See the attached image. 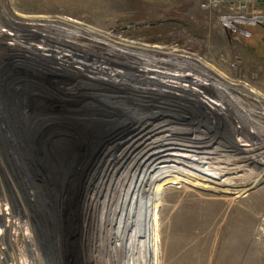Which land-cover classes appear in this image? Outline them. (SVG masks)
<instances>
[{"label": "rangeland", "instance_id": "obj_1", "mask_svg": "<svg viewBox=\"0 0 264 264\" xmlns=\"http://www.w3.org/2000/svg\"><path fill=\"white\" fill-rule=\"evenodd\" d=\"M206 1L0 0V198L22 205L20 212H12L9 235L1 238L0 248L5 250L0 251V264L89 263L93 255L86 242L91 234L85 218L89 180L112 152L136 137L147 123L160 122L181 127L196 139L207 136L212 150L209 156L194 158L203 161L195 164H206L205 171L212 169L208 172L221 180L172 172L163 175L147 197L144 218L140 212L134 231L128 229L126 234L129 239L135 230L143 232L142 258L136 262L138 255L128 246L125 264H264L260 164L264 148L253 149L264 136L257 133V124H245L231 108L221 116L210 112L196 96L195 81L141 89L140 78L131 73L111 75L103 70L96 74L110 81L91 82L81 73L61 70L60 61L19 51L21 44L37 50L46 46L59 53L74 52L82 60L101 58L96 61L101 64L111 56L99 55V45L89 47L91 39L129 41L126 49L137 53L183 55L190 63L184 68L188 78L214 90L217 85H238L239 94L234 86L228 88L243 100L239 106L246 109L247 100L263 111L258 100H264V20L259 18L264 0H249L251 9L245 13L257 15L259 22L236 24L234 29L224 23L228 11L206 9ZM205 73L209 80L202 79ZM88 75L95 74L92 70ZM53 95L61 98L59 104L52 102ZM68 101L76 103L71 108ZM77 107L86 110L78 114ZM70 116L93 122V139L99 146L81 179L77 174L66 179L71 156L67 155L68 140L75 142V138L65 135L63 123L51 120L56 117L63 122ZM58 178L59 185H51L57 180L50 179ZM129 207L135 216L136 200L131 199Z\"/></svg>", "mask_w": 264, "mask_h": 264}, {"label": "bare ground", "instance_id": "obj_2", "mask_svg": "<svg viewBox=\"0 0 264 264\" xmlns=\"http://www.w3.org/2000/svg\"><path fill=\"white\" fill-rule=\"evenodd\" d=\"M57 30L59 29L57 28ZM63 31H66L65 33L73 34V31H71V29H64ZM16 34H14L15 37L13 38L15 40L18 39V35ZM74 35L79 36L80 34L75 33ZM44 39L47 38L44 37ZM62 40L64 39L59 38L60 42H62ZM91 40L93 42L90 41L89 47L99 45L101 47V50L98 53L99 55L111 56H106V63H101L107 64V66L102 67L101 64H96V61L100 60L101 58L94 59V61L91 57V60L88 59L90 61L89 62L88 60H82L78 58L76 56L77 54H71L74 52L59 53L58 51H53L51 50L52 48L50 49L46 46H41L40 48L42 49H38L40 51L39 52L34 46H24L21 44L22 50L19 49V51L25 53H22L21 55H26L28 53L31 54L32 52H34V55L38 54V57L40 58L44 57L43 59H45L48 56V58L54 61H60L62 65L60 66L62 67L61 70H65L66 72L70 73H81L84 75V78L91 82H109V78L106 79L96 74V72L101 73L103 70L107 74L111 75L118 74L119 72L122 73L123 71L131 73L132 76L140 78L139 80L142 82L141 84H143L142 87H137L134 85L133 86L136 88L141 87V89H147L146 86L152 84H156L158 86L157 88L159 89H161V87L166 84L168 86H174L172 84H169L171 81L177 82L178 80H180L183 83H191L195 81L193 83L198 86H195V89L198 90L196 96L199 99L200 103L204 104L203 106H205L206 109L216 115L221 116L225 113L224 109L231 108L235 110V112H237V115L243 117V122L245 121V124H257V133L260 136H264V122L261 123L256 121L258 119L259 121H264V109L263 111L256 110L254 107H252V104L248 103L247 100L244 101L246 102V109L239 106V102L241 103L243 100L240 101V96L234 94L232 90L228 88L230 86L233 88L234 85H228V87L224 88V86L216 84L217 87L214 90L213 88L207 86V83L188 78L189 76L184 73V68L190 65V63L188 62V59H184L182 57L183 55L165 52L163 53L161 51V53H154L153 51H151L152 53H137L126 49V47L131 46L129 44V41L118 42L113 40L112 42H107L104 40V42L102 43L95 38ZM64 42L66 41H63L61 44H63ZM75 43H69L68 45L71 46ZM118 45H123L125 46V48H120ZM161 54L168 55V57L163 58ZM92 70L95 75H88V73ZM104 71L102 73H104ZM172 71L179 74L175 75L169 73ZM168 73L172 78L168 77ZM202 79L209 80L206 73L204 74V76H202ZM177 87L179 86L177 85ZM239 88L240 87L238 85L234 86V89L238 91V94L241 93V91H239ZM69 96H72L73 98L79 97L78 95ZM52 97V102L54 104H59V102H61L60 97L56 98L54 95ZM202 97H204V99ZM212 98L217 100L212 101ZM95 100L97 101V98ZM258 101L262 103V106L264 108V100ZM69 102L71 104H69ZM75 103L76 102L72 101L67 102V104L71 108V105H75ZM77 109V113L79 114L83 112L85 108L77 107ZM246 110L248 112H246ZM66 119L67 121H65L64 119V121L62 122L63 119L61 120L60 118L58 119L56 117H53L51 120H58V122H61V125L63 123V127L67 129L68 133H65V135H68L67 137H69V139L75 138V142L68 140L70 148L67 155L71 156L70 160L67 163V165H69L67 167L69 170H67L66 172V179L69 176H73L74 174H77V177L79 176L81 179L84 178L85 173L89 169L88 167L92 165L93 159H91V156L93 155V153L95 155V153H97L99 149L98 143H95L93 139V136H96V133L94 130L93 122H90L83 117L70 116ZM45 120L46 119H44V123ZM72 120H74L75 122H72ZM79 121L81 122L80 124H78ZM83 122H86L85 125H81L83 124ZM61 125H59V127ZM95 129L100 132L99 127ZM93 130L94 132H92ZM53 132H55V129ZM75 132H77V134H75ZM190 134L191 133H189L188 131H182L181 127L175 125L172 126L169 123H147L144 129L138 132L136 137L128 141L124 146L120 147L117 152H112V155H109L108 159L103 162V166L101 167V169L98 172H95L94 176L91 177V179L89 180V189L85 197V218L87 219L89 227L91 228V234L86 239V242L93 255H91L90 252L91 256H89V263L87 264H90V262L93 264H125L126 256L128 255V246H132L135 256L138 255L137 258H135L136 262L140 261L142 257L141 255H139V252L142 251L145 245L142 236L143 232H138L135 230V232H133L129 239L126 234L128 232V229H130V232H132V230L134 231V226H137L139 222L138 216L139 214L141 215L140 212H143L142 216L144 218V209L145 207H149V203H146L147 197L149 196L150 192L152 193L154 187L159 184L158 182L161 178H163V175L172 172L177 175H183L192 178H203V180L205 181L210 180L207 177L221 180L219 177H214L212 173L208 172L212 169H208V171H205L204 166L206 164H195L196 162L203 163V161H198L194 158L204 156L205 154L209 156L208 150L212 149L209 148L206 143L210 140H207V136H201L200 138L196 139ZM184 135H186V137H183ZM38 136L36 135V137L34 138V140L36 141V146L38 145ZM259 144L261 145L258 147H253V149L257 150L260 148H264V140H262V142ZM187 163H190V166L187 165ZM54 164L56 166V159L54 161ZM260 164L263 166V174L264 162H261ZM73 167H76L75 170H72ZM199 167H202L204 170L199 169ZM78 170L79 172H77ZM200 172L205 174L206 177ZM221 172L224 173V171ZM51 180H57V182L51 184L54 185V187H56V185H59V178L50 179V181ZM226 181L227 180L223 179V182ZM227 182H229V180ZM131 199L136 200L135 216H131L129 212V210L131 209L129 207ZM44 217L46 218V215H43V218ZM129 217L130 220L128 222ZM143 218H141V220ZM142 226H144L143 220L141 227ZM72 251L73 252H70L69 254L71 256L75 252V249H73ZM122 254L125 255L122 256ZM72 264H74V262H72Z\"/></svg>", "mask_w": 264, "mask_h": 264}, {"label": "built area", "instance_id": "obj_3", "mask_svg": "<svg viewBox=\"0 0 264 264\" xmlns=\"http://www.w3.org/2000/svg\"><path fill=\"white\" fill-rule=\"evenodd\" d=\"M203 7L206 9H222L225 8L228 13H226V19L224 23L226 25H231V29L237 28L239 24H256L258 19L264 20V12L260 11L262 14L251 16L245 13L248 12L250 8L249 0H207L203 3ZM223 16V15H222ZM237 24V25H236ZM22 205H13L8 199L4 197L0 198V244L2 245L1 238L10 232V221L12 212H20ZM9 235V234H8ZM5 250L4 247L0 248V251ZM3 260V257L1 258ZM4 261V260H3ZM5 262V261H4Z\"/></svg>", "mask_w": 264, "mask_h": 264}, {"label": "flooded vegetation", "instance_id": "obj_4", "mask_svg": "<svg viewBox=\"0 0 264 264\" xmlns=\"http://www.w3.org/2000/svg\"><path fill=\"white\" fill-rule=\"evenodd\" d=\"M2 66H0V69H1Z\"/></svg>", "mask_w": 264, "mask_h": 264}]
</instances>
